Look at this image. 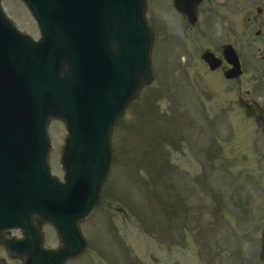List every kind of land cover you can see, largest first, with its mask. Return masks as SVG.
Returning <instances> with one entry per match:
<instances>
[{"label": "rangeland", "instance_id": "rangeland-1", "mask_svg": "<svg viewBox=\"0 0 264 264\" xmlns=\"http://www.w3.org/2000/svg\"><path fill=\"white\" fill-rule=\"evenodd\" d=\"M170 1L148 2L153 79L113 131L108 182L97 210L82 225L88 251L68 264H263L258 252L264 215V24L252 20L264 3L223 0L226 8L200 13L191 30ZM2 5L19 30L38 37L19 0ZM259 28L263 35L257 39L253 33ZM228 43L247 65L232 81L201 59L205 50L217 52ZM48 134L51 173L61 180L64 127L52 121ZM162 198L185 202L184 210L178 204L160 208ZM115 209L126 211L128 219ZM199 211L224 214L215 225L203 221L201 227V220L190 222ZM142 228L146 236L138 233ZM42 229L45 245L57 247L52 228ZM0 259L6 260L1 247Z\"/></svg>", "mask_w": 264, "mask_h": 264}, {"label": "water", "instance_id": "water-1", "mask_svg": "<svg viewBox=\"0 0 264 264\" xmlns=\"http://www.w3.org/2000/svg\"><path fill=\"white\" fill-rule=\"evenodd\" d=\"M23 1L38 22V43L7 23L1 28L0 11V42L8 35L9 53L20 60L16 72L0 68V232L20 228L23 240L2 236L0 242L23 264H65L85 250L78 224L94 209L108 175L113 126L151 81L153 36L144 19L145 0ZM193 8L182 10L190 22ZM75 10L79 15L72 21ZM225 57L238 73L229 47ZM205 59L212 64V57ZM51 118L62 120L68 133L63 185L50 177L47 165ZM34 218L54 228L57 250L42 248Z\"/></svg>", "mask_w": 264, "mask_h": 264}, {"label": "flooded vegetation", "instance_id": "flooded-vegetation-1", "mask_svg": "<svg viewBox=\"0 0 264 264\" xmlns=\"http://www.w3.org/2000/svg\"><path fill=\"white\" fill-rule=\"evenodd\" d=\"M213 1H216V0H202L201 3L199 4V7L203 3H205V6L210 7L212 5ZM262 1L264 3V0H262ZM228 2H233V0H228ZM199 7H198V11H199ZM256 10H257V13H256L257 17H254L253 18V20H252L253 23L254 24H256V23L264 24V8H259L258 7V8H256ZM257 18H259V20H261V22L260 21H257ZM247 20L250 21V17L249 18L247 17ZM261 35H263V30L261 28H259L254 33V36L255 37H259Z\"/></svg>", "mask_w": 264, "mask_h": 264}]
</instances>
